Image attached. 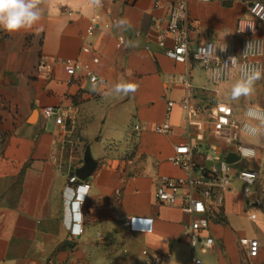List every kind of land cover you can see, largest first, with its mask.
<instances>
[{"label":"crops","instance_id":"crops-1","mask_svg":"<svg viewBox=\"0 0 264 264\" xmlns=\"http://www.w3.org/2000/svg\"><path fill=\"white\" fill-rule=\"evenodd\" d=\"M172 1L108 0L111 24L91 36L85 33L91 0H44L41 18L31 28H0V264H189L192 259L244 264L241 251L254 264H264V158L253 169L257 179L248 198L233 188L243 182L230 178L220 210L201 234L213 237L211 249L202 251L200 243H191L189 224L196 215L155 198L161 177L186 175L185 168L169 160L176 145L187 144L192 159L208 166L243 143L237 129L216 132L212 125L219 106L229 105L223 101L225 90L239 78L214 89L200 64L174 62L156 45L153 22L166 16ZM254 1L264 3L187 0L189 40L237 41V27L250 26L247 7ZM253 36L264 47V22L254 24ZM85 44L90 52L82 50ZM67 58L87 64L105 85L90 82L82 71L69 77L63 66ZM41 60L50 64L49 70L37 69ZM261 60L264 65V54ZM184 78L189 88L181 82ZM120 83L138 87L117 93ZM186 95L199 110L189 124L179 105ZM167 100L174 101L171 127L156 133L153 127L165 120ZM45 106L65 111L64 123L43 117ZM254 124L259 130L260 123ZM103 127L106 143L94 158L92 143ZM87 148L97 165L85 179L76 177L89 187L81 207L83 231L72 235L65 188ZM206 155L215 158L206 160ZM244 163L230 164L246 169ZM251 213L255 220L249 219ZM128 218H133L130 227ZM243 219L258 222L259 237L240 233ZM240 237L258 239L257 257H247Z\"/></svg>","mask_w":264,"mask_h":264},{"label":"built area","instance_id":"built-area-1","mask_svg":"<svg viewBox=\"0 0 264 264\" xmlns=\"http://www.w3.org/2000/svg\"><path fill=\"white\" fill-rule=\"evenodd\" d=\"M226 1V0H213ZM92 5V14L85 29L86 36H91L99 29H107L111 24V8L108 0H100V5ZM247 12L250 26L247 29L237 27L236 33L240 35L237 41L233 39L223 41H204L192 43L188 38L187 23V0H173L167 7L164 18H158L153 22L156 45L163 54L177 63L196 62L206 71L208 81L213 85L227 82L237 77L243 78L240 70L241 65L249 68H258L264 72V65L261 57L264 54L263 42L253 36V26L256 23L264 22V3L254 1L248 4ZM71 14L72 11H68ZM103 15L108 17L102 19ZM169 42V43H168ZM149 49V46H145ZM84 52H90V47L85 44L82 47ZM230 57H236V65L231 64ZM92 61L98 62V57L93 56ZM63 66L66 74L71 77L78 71H82L90 82H98L105 85V80L99 78L87 64H81L72 59H64ZM50 64L41 60L37 69L49 70ZM187 88L191 86L187 78L181 80ZM174 101L167 100L165 109V120L156 123L153 130L156 133H166L171 125L168 122L171 107ZM179 105L184 112L186 123L189 124L199 115L197 107L191 106L190 99L186 95L181 98ZM56 112V115H55ZM45 118L55 116L57 124H63L67 114L63 110L55 111L53 106H45L42 109ZM254 122L264 123V111L253 104L245 106L243 119L233 116L230 105L222 104L212 122L214 131H226L237 129L247 137H255L258 134V127ZM134 128H138L135 125ZM238 155V162L241 159H252L256 150L252 145L241 142L236 143L235 151ZM215 157L205 156L206 160H213ZM174 164L186 169V175L177 178L161 177L155 187V198L157 202L168 205L178 204L196 215L189 224V237L192 245L196 242L201 244L202 251L211 249L214 245L213 237L201 236L208 229L211 215L218 212L223 203V194L230 186V178L236 177L244 184L242 194L248 198L252 193L253 186L257 179V173L253 169L231 168V164L225 159L208 166L195 162L191 157V149L187 144L181 143L174 147V153L169 157ZM88 183H79L76 176L68 179L65 188V211L68 215L69 230L72 235L80 234L82 229L81 207L86 199ZM249 219L255 220L256 214H249ZM133 218H128L125 224L130 227ZM239 244L245 248L249 258H255L259 254V241L254 237H240ZM189 264H202L197 259H192Z\"/></svg>","mask_w":264,"mask_h":264},{"label":"clouds","instance_id":"clouds-1","mask_svg":"<svg viewBox=\"0 0 264 264\" xmlns=\"http://www.w3.org/2000/svg\"><path fill=\"white\" fill-rule=\"evenodd\" d=\"M43 2L44 0H0V28L8 32L31 28L41 18L40 5ZM91 3L99 6L100 0H91ZM123 23L124 21H121V24ZM229 59L231 64L236 65V57ZM240 70L243 78L232 86L231 97L233 99L252 93L254 83L264 78V73L258 68L241 65ZM137 87L135 83H120L116 87V92L127 94L135 92Z\"/></svg>","mask_w":264,"mask_h":264},{"label":"rangeland","instance_id":"rangeland-1","mask_svg":"<svg viewBox=\"0 0 264 264\" xmlns=\"http://www.w3.org/2000/svg\"><path fill=\"white\" fill-rule=\"evenodd\" d=\"M237 81H238V79H235L232 82V86ZM208 85H209V87L211 86L210 84H208ZM212 87H214V89H218L219 86L218 85L217 86L212 85ZM231 89L232 88L225 90L224 95L222 94V91H219L217 95H219V96L223 95V99H224L223 101L232 106V108L234 109L233 115L237 119L241 120L243 118L242 113H243L244 106L246 104H249V103L258 106L259 108H261L264 111V78H261L254 83L252 93H250L247 96H240L237 99H233L231 97ZM220 90H222V89H220ZM105 127H103V130L101 132H99V135H100L99 140L92 143L91 153H92V156L94 158H96L98 156V151L99 152L102 151V148L106 143L105 136L107 134V131H106ZM241 140L244 144L256 146L258 149L256 156L253 157L252 159H250V158L249 159H241V161L246 162V163L242 164V166L244 168H251V169H254V167H255V169H256V167L259 168L260 167L259 162H261L264 158V123L259 124V133L257 134V136L247 137V136L242 134ZM231 166L234 169H236L237 166L239 167V165H236V164H232ZM261 177L264 178V175H261ZM262 185L263 184H261V180L258 179L257 185H256V191L257 192L261 191ZM233 188L238 189V190H242L244 188V185L241 183H236V185ZM240 233L243 235H256L259 237L258 234L260 233V230L258 228V222L251 221V220L248 221L246 219L241 220ZM239 254H240V257L243 258L242 261L244 264H254L253 262H251V260L244 257V254L242 251ZM207 256L212 258V255H210V254H207ZM213 257L215 258V256H213Z\"/></svg>","mask_w":264,"mask_h":264},{"label":"water","instance_id":"water-1","mask_svg":"<svg viewBox=\"0 0 264 264\" xmlns=\"http://www.w3.org/2000/svg\"><path fill=\"white\" fill-rule=\"evenodd\" d=\"M228 163H234L238 160V155L235 152H229L225 156ZM97 162L91 157L89 149L87 148L83 156V164L75 170V176L79 180L88 177L96 168Z\"/></svg>","mask_w":264,"mask_h":264}]
</instances>
